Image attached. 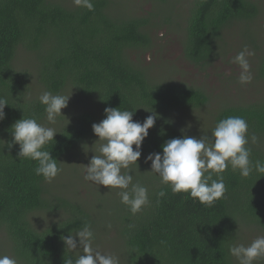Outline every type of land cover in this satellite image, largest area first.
I'll use <instances>...</instances> for the list:
<instances>
[{
	"label": "trees",
	"instance_id": "1",
	"mask_svg": "<svg viewBox=\"0 0 264 264\" xmlns=\"http://www.w3.org/2000/svg\"><path fill=\"white\" fill-rule=\"evenodd\" d=\"M92 2L94 10L88 11L68 0H0V96L9 104L0 121V230L5 231L19 264H65L68 258H76L78 253L67 249L62 237L75 235L85 224L92 228L96 222L84 203L52 194L48 182L34 173L36 162L18 159L19 146H8L11 126L17 120L24 116L40 123L46 115L32 78L53 94L71 85L80 94L95 97L103 113L106 107L140 108L133 119L143 122L152 114L145 109H153L158 117L141 147L139 159L144 161L150 153H162L167 140L186 136L176 123L175 110L200 108L209 101L199 88L157 82L131 58L132 49L150 46L147 18L113 13L114 0ZM259 11L254 0H193L185 57L199 65L209 63L226 26L251 22ZM24 49L34 55V72L16 66ZM258 72L264 77V52ZM228 116L247 121L250 160L264 163V100L225 106L206 134ZM93 123H98L96 114L80 112L57 130L44 150L51 151L62 166L93 134ZM252 135L257 136L256 143H252ZM132 167L133 176L139 179L136 165ZM222 175L226 192L211 207L187 193H173L157 174L143 181L149 204L136 214L122 203L112 209L122 250L120 264H237L228 248L234 244L239 226H264V174L253 170L242 177L229 166ZM161 191L165 195L158 197ZM43 210L61 215L39 229L32 219Z\"/></svg>",
	"mask_w": 264,
	"mask_h": 264
},
{
	"label": "rangeland",
	"instance_id": "2",
	"mask_svg": "<svg viewBox=\"0 0 264 264\" xmlns=\"http://www.w3.org/2000/svg\"><path fill=\"white\" fill-rule=\"evenodd\" d=\"M73 2V0H68ZM193 0H114L112 12L118 15L138 16L147 18L150 35V46L143 49H132L131 58L147 69L148 75L157 82H170L199 88L209 96L208 103L200 108L177 109L174 118L186 136L197 137L206 134L214 125L217 112L230 105H247L264 100V77L258 72V63L264 52V0H254L260 5V11L253 21L233 22L226 26L223 39L219 42L213 59L204 65L189 61L184 55L187 18ZM245 46L254 55L248 57L253 79L251 83L241 85L238 82L240 68L232 63ZM34 55L24 49L16 59L17 68H26L34 72ZM31 67V70H30ZM33 90L39 95L45 91L32 78ZM32 94V92H31ZM58 94L71 95L68 106L62 109V115L50 124L46 115L41 124L52 127L56 131L66 126L80 112L90 111L97 115L98 122L105 118L102 108L95 97L80 94L71 85ZM94 133L82 143L77 151L68 155L62 164L63 171L51 182H48L52 194H60L74 201L82 202L96 219L92 227L94 233L93 247L105 254H111L121 259V246L112 216L113 208L121 203L117 195L119 189H108L91 181L85 180V167L95 154L100 141ZM98 154V153H96ZM138 165V166H137ZM136 170L139 179L133 176V182L142 183L150 180L155 173L151 170V162L142 159L137 161ZM132 175L134 170L130 165ZM122 171H127L122 169ZM112 212V213H111ZM61 213L38 211L32 221L37 228H44L60 217ZM64 217V215H63ZM113 223V224H112ZM108 225H111L109 228ZM0 230V255H7L17 260L6 237ZM258 236H264V226L244 223L239 226L235 243L250 244ZM79 249V238H75ZM236 263L238 261L234 257ZM254 264H264V258L254 261Z\"/></svg>",
	"mask_w": 264,
	"mask_h": 264
},
{
	"label": "clouds",
	"instance_id": "3",
	"mask_svg": "<svg viewBox=\"0 0 264 264\" xmlns=\"http://www.w3.org/2000/svg\"><path fill=\"white\" fill-rule=\"evenodd\" d=\"M73 2L77 7L94 10L92 0ZM252 55L254 52L245 46L232 58L231 62L241 70L238 77L241 85L249 84L253 79L248 61V57ZM70 97L71 95L53 94L47 90L39 95L38 100L44 105L46 119L50 124H54L56 118L62 115V109L68 106ZM6 105H9L7 99L0 96V121L5 118ZM136 110H121L120 107L104 109L105 118L92 124L93 133L100 141L99 146L89 163L84 165L85 180L108 189H119L117 195L121 203L132 214L139 212L150 201L148 189L139 182H133L130 165H137L143 141L158 117L153 109H145L152 114L143 122L136 121L133 119ZM10 132L12 143L8 146H19L18 159L27 158L36 162L34 173L37 176L51 182L63 171L51 151L44 150L45 145L53 142L58 133L54 128L44 126L35 118L23 116L11 126ZM257 139V136H251L252 143H256ZM248 143L247 121L240 116H228L216 123L210 135L167 140L162 145V153H150L145 162L151 161V170L148 172L157 174L161 183L168 185L173 193H187L199 203L211 207L215 201L224 197L226 186L222 173L229 166L233 171L239 170L242 177H248L253 170L264 174V163L257 160L253 164L250 160L251 149L246 147ZM213 174L216 179H213ZM157 195L163 197L165 193L161 191ZM76 237L79 238L82 254L74 259L68 258L65 264H119L118 257L102 253L93 247L94 233L90 224H85L75 235L62 237L67 249L78 248ZM228 251L238 264H254V261L264 258V236H258L248 245L230 244ZM0 264H17V260L0 255Z\"/></svg>",
	"mask_w": 264,
	"mask_h": 264
}]
</instances>
